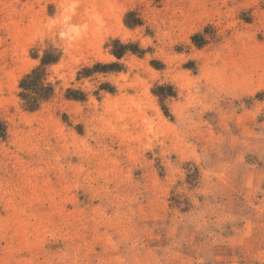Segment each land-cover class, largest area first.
<instances>
[{"label": "rangeland", "instance_id": "obj_1", "mask_svg": "<svg viewBox=\"0 0 264 264\" xmlns=\"http://www.w3.org/2000/svg\"><path fill=\"white\" fill-rule=\"evenodd\" d=\"M65 5L0 0V264H264V0Z\"/></svg>", "mask_w": 264, "mask_h": 264}, {"label": "clouds", "instance_id": "obj_2", "mask_svg": "<svg viewBox=\"0 0 264 264\" xmlns=\"http://www.w3.org/2000/svg\"><path fill=\"white\" fill-rule=\"evenodd\" d=\"M78 8L79 0H66V5L63 9L59 24L57 23L56 16H51L49 17L48 23L45 25V30L53 31L59 29L56 31L58 39L74 43L89 30V24H77L73 22V18L75 17ZM89 19L96 24L97 28H102V17H100L98 13L90 12Z\"/></svg>", "mask_w": 264, "mask_h": 264}, {"label": "trees", "instance_id": "obj_3", "mask_svg": "<svg viewBox=\"0 0 264 264\" xmlns=\"http://www.w3.org/2000/svg\"><path fill=\"white\" fill-rule=\"evenodd\" d=\"M118 42V41H117ZM123 48L129 49L131 44H120ZM115 55L118 57L121 55L120 52H114ZM51 61V59H48L47 57H43L41 64H45L47 62ZM113 64H105V65H100L96 64L95 67L101 66L102 70H105L106 68L112 66ZM43 74V69L40 66L34 68L30 73L26 74L25 77L22 79L21 86L29 91V93L24 94V98L28 99V103L30 104V109H35L37 107V101L41 96H47L50 94L51 87L48 85H43L40 80L41 76Z\"/></svg>", "mask_w": 264, "mask_h": 264}]
</instances>
